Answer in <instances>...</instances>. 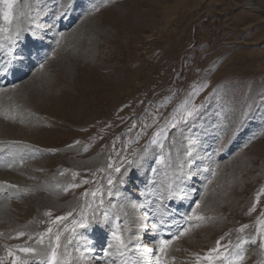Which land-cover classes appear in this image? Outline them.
I'll list each match as a JSON object with an SVG mask.
<instances>
[{"label":"rangeland","instance_id":"374dc122","mask_svg":"<svg viewBox=\"0 0 264 264\" xmlns=\"http://www.w3.org/2000/svg\"><path fill=\"white\" fill-rule=\"evenodd\" d=\"M64 3L16 0L12 24L5 25L12 31L19 23L23 41L45 44L16 43L15 68L25 58L33 64L27 75L7 70L20 80L3 86L0 133L7 129L13 144L22 145L8 148L14 154L6 150L22 159L10 167L0 162V169L14 172L26 162L31 173L22 179L60 207L25 200L0 183V210L15 216L14 223L0 217L4 264H11L8 248L39 249L40 233L50 226L62 233L68 264H109L122 252L111 240L116 225L128 240L144 224L142 242L151 254L169 240L165 251L193 252L208 264L204 257L219 241L221 253L243 256L237 264H264V0H72L61 16ZM61 24L66 29L59 30ZM4 35L0 53L7 56ZM4 75L1 82L14 78ZM79 75L89 84L78 82ZM41 102L44 108H36ZM185 105L198 113L172 127ZM160 155L164 163L157 164ZM71 158L97 162L78 168L69 165ZM69 202L76 206L69 209ZM194 209L203 219H188ZM94 214L90 227L73 233V220L93 221ZM58 216L67 219L51 224ZM168 224L178 232L161 236ZM141 253L142 247L135 256Z\"/></svg>","mask_w":264,"mask_h":264},{"label":"bare ground","instance_id":"6f19581e","mask_svg":"<svg viewBox=\"0 0 264 264\" xmlns=\"http://www.w3.org/2000/svg\"><path fill=\"white\" fill-rule=\"evenodd\" d=\"M157 5V3H156ZM251 8V7H250ZM252 8H255L252 6ZM36 24V23H35ZM34 24V25H35ZM32 25V24H31ZM37 26V25H36ZM66 26L67 24H61L59 25V30L61 29H66ZM34 27V26H33ZM41 29V28H40ZM42 31H45V30H42ZM66 31V30H65ZM41 34V33H40ZM42 35H44V33H42ZM31 39V38H30ZM61 39H64L61 38ZM60 39V40H61ZM60 40L56 43L53 44L54 45H59L60 43ZM21 41H23V38L22 37H19L15 43H12L9 41V45H8V48H9V54H7V56H4L2 55V53H0V74L4 75L6 73V71L8 69H11V70H14L16 71V73L19 71V70H26V75L28 73V71L31 69V67H28V65H32L33 62H30L27 58L24 59V64L26 65H23V64H19L18 63V66L19 67H16L15 68V63L16 62V59L12 61V58H15V53H16V49L20 48L19 46H16V43H18L20 46H21ZM26 41V40H24ZM23 41V42H24ZM27 42V48L28 47H32L33 49H36V45H44L45 43L42 42V41H26ZM23 46H25L23 44ZM1 48V47H0ZM0 52H1V49H0ZM28 51H25V53H27ZM65 67H68V64L66 65L65 64ZM84 69V68H83ZM82 69V70H83ZM14 71H7L6 75H4V77H8V76H13L14 78H9V81L8 82H1L0 81V85L2 86V88L0 89V104L2 103V99H3V95H4V87H6L7 85H13L16 81H19L20 79H16L18 78V75L16 73H14ZM9 72V73H8ZM21 72V71H20ZM4 73V74H3ZM22 75V74H21ZM16 77V78H15ZM21 77V76H20ZM2 78V77H1ZM25 77H23L22 79H24ZM79 78V81L78 82H81V79H82V82L85 81L86 84H89V78L87 77V80H84L82 77H80V75L77 77ZM8 79V78H7ZM21 79V80H22ZM91 79V78H90ZM84 83V84H85ZM4 86V87H3ZM22 87V86H21ZM79 89V88H78ZM76 91V88L74 90V93ZM120 91V90H119ZM19 92H22V93H25V90L21 89V91ZM78 96H81L78 94ZM14 97V96H13ZM76 98V97H75ZM78 98V97H77ZM54 99V98H53ZM54 102V101H53ZM56 102V101H55ZM52 104V103H51ZM78 104V103H77ZM45 103L41 102V103H38L36 104L35 106H37L36 108H39V107H42L44 108ZM55 105V104H53ZM51 108V107H50ZM90 109V108H89ZM48 110V109H46ZM50 110V109H49ZM52 110V109H51ZM93 121V120H92ZM0 128H1V125H0ZM95 128V127H94ZM6 129V128H5ZM3 134L0 133V162L5 165L6 167L9 166L10 167V164L12 162H14V164H19L20 163V159L22 158H18L20 157L19 155H17L18 157L16 156H13V155H9V153H12L14 154L11 150H8L9 147H21L22 148V145H16V144H13V138L7 133V129L6 130H3L2 131ZM50 132V131H49ZM56 132V131H55ZM62 133V132H61ZM60 140V139H59ZM43 141V140H42ZM20 143V142H18ZM22 144V143H21ZM8 146L6 147L5 149H2L4 148L5 146ZM6 150H8L9 153H6ZM16 155V154H15ZM97 159H92V160H87V161H76V160H72V158L70 160L67 159L69 165H71L72 167H85L86 166H90L93 165L94 163H96ZM24 162V161H23ZM23 165V167H21V169H17L16 171L14 172H10L11 169L9 170H4V169H0V183L1 184H5V186L9 189H16L17 191H19L20 193H22V195L25 197L24 199L27 200V197H32L34 198V200L36 201H39L41 202L42 204H44V206H48L50 208H54V209H57L60 207V205L58 204V199L57 198H54L52 196H49V195H44L42 193H40L39 191L36 190V188H32L30 186H28L25 182L24 179H22L23 177H28L31 173V171H29L27 169V167H30V165L23 163L21 164ZM8 167V168H9ZM16 169V168H15ZM7 173V178H4V174ZM10 185H15V187H10ZM2 188V187H1ZM155 188V187H154ZM3 189V188H2ZM7 190V189H6ZM4 192V191H3ZM6 192V191H5ZM16 192V191H15ZM14 193V192H13ZM10 194V193H9ZM8 194V195H9ZM51 194V193H50ZM192 194V193H191ZM1 196V195H0ZM5 197V195H4ZM191 197V196H190ZM7 198V197H6ZM188 198V197H187ZM191 199V198H190ZM190 199H188L187 201H185L186 203H188V201H190ZM3 200V199H1ZM11 200V199H10ZM7 202V201H6ZM2 204V202H1ZM0 204V205H1ZM8 205V204H7ZM67 206H69V209L76 206L74 205V203L72 202H69L67 204ZM66 206V207H67ZM135 207V206H134ZM10 210H8L7 208H3L2 206V210H0V217L3 218L4 220H8V221H13L14 223V219H15V216H11L10 215ZM131 216V215H130ZM136 217V216H135ZM155 219V218H154ZM2 221V219H1ZM158 222V221H157ZM8 223V222H7ZM16 224V223H15ZM167 227H169V224L166 225ZM149 228V226H146L144 224V227L143 229L140 231V233H137V232H133L129 234V239L131 240V243L129 245V250H123L122 249V252L124 253L123 255L120 254V257L118 258V260L114 261L113 259L114 258H111L109 260V264H125V261L128 262V264H133V262H135V264H197V255L193 254V252H189V251H186V253L182 250H177L176 247L175 248H172L170 249V251H165L164 253H161V252H156V254H151V249H148V246L144 244V242H142V238L146 235L145 234V231H147V229ZM35 228V227H34ZM179 226H170L168 229L166 228V230L164 232H160L161 236L162 235H167L166 237H169V236H172L174 234H176L179 230ZM6 230V229H5ZM4 230V231H5ZM4 234V233H3ZM126 236V235H125ZM147 236L149 237H153L154 236V233L153 232H149L147 234ZM6 237V236H5ZM98 237V236H97ZM127 239V238H126ZM150 239V238H149ZM148 239V240H149ZM154 239V238H153ZM146 243V242H145ZM152 243V242H151ZM154 244V243H153ZM157 244V243H156ZM142 247V253H141V256L137 257L135 256V253H136V250L138 248ZM37 248V247H36ZM149 248H152V247H149ZM159 249V248H157ZM111 250V249H110ZM116 250V249H115ZM120 250V249H119ZM141 250V249H140ZM146 250H149V255L147 258L143 257L142 254L144 252H147ZM114 252V251H112ZM141 252V251H140ZM115 253V256H116V252ZM190 254V255H188ZM112 256H114V254H111ZM146 254H144L145 256ZM148 255V254H147ZM193 255V256H191ZM31 260V259H30ZM114 261V262H113ZM30 262V261H29ZM199 264H201V259L199 258Z\"/></svg>","mask_w":264,"mask_h":264},{"label":"snow or ice","instance_id":"6c2138e0","mask_svg":"<svg viewBox=\"0 0 264 264\" xmlns=\"http://www.w3.org/2000/svg\"><path fill=\"white\" fill-rule=\"evenodd\" d=\"M16 4V0H0V5L3 6L2 9H0V16H2V19L4 21V25H0V34H7L3 36V39H6L12 43H15L16 40L19 38V34L21 32V27L19 23L16 25L15 30L10 31L9 27L5 25H11L13 21V7ZM72 0H65V3L62 5L63 11H61L60 15L63 16L64 12L69 10L71 8ZM28 7V4L25 3V8ZM0 47H3V45H0ZM178 111L182 112V115L180 116V119L176 121V123H173L171 126L176 127V124L180 122L187 123L190 118H193L197 113L198 109L196 106L192 107H187L182 106L181 109ZM243 115V114H242ZM175 119V118H174ZM155 143V141H154ZM161 149H163V143L160 144ZM129 165L133 164L134 161H127ZM157 164H162L164 163V156L160 155L156 159ZM109 168H114V166L110 163L108 165ZM100 171H103V169H100ZM115 172H120L119 167L114 168ZM153 171H156L154 168ZM87 183V181H85ZM107 183L109 185H112L113 180L112 177L109 176ZM10 187H15V185H10ZM75 187V185H73ZM99 191V190H97ZM97 191H93L91 195L95 197L97 195ZM264 192V189L261 190ZM85 195H88L86 192ZM173 195L171 186H169V196L171 197ZM259 195V194H258ZM103 203V200L101 198V204ZM196 207H199V202H197ZM255 210V205H253L252 209L250 211ZM45 215L51 216L50 212H46ZM67 215H71V213H68ZM67 219V216H58L55 218V220H52L50 223L51 224H58L64 220ZM189 220H201L203 217L197 216L195 213V209L192 212V215L188 217ZM95 222V214L93 216V221H89L87 217L82 216L79 221L73 220V233H75L76 228H81V229H87L92 225V223ZM163 223V222H162ZM152 227L155 229L157 228L156 224H153ZM68 229L65 228L64 231H67ZM188 229L185 228L183 231L179 233V235H184L185 232H187ZM262 232H264V229H261ZM51 234V235H49ZM24 233L20 232L17 234V238L19 236H23ZM48 235L49 243L45 247L44 246V237ZM61 235L62 233L57 231L53 233V229L50 226L46 232L40 233L41 239L38 241L39 245L41 246L39 249L36 247H19L17 246L16 248H8L7 249V255L8 257H11V264H30L29 260L26 257H36L39 259H42L46 262V264H68L67 260L64 258V253L61 252ZM111 240L115 241V244L118 249H123V250H129V245L131 243V240L128 239L126 240L124 236L122 235L120 231V225H116L115 230H112L111 233ZM31 239V237H29ZM177 237H173V239H176ZM256 241L253 240L252 243H255ZM171 243L169 240H161L160 241V252L163 253L165 251V248ZM260 245L261 249L264 250V235L260 236ZM111 243L109 244V247H111ZM219 241H217V247L214 249H211L210 252L204 257L205 260L208 261V264H213L214 261H222L223 264H237L238 261L243 259L242 255H236L232 256L230 253L228 255H225L224 253H221L219 251ZM225 251H227V246H225ZM17 253H21L23 255H17ZM215 253V255H213ZM124 253L121 252V255ZM0 264H4V259L0 258ZM125 264H128L127 261H125ZM135 264V262H133ZM197 264H199V257H197Z\"/></svg>","mask_w":264,"mask_h":264}]
</instances>
